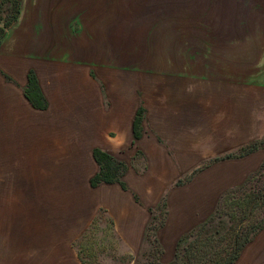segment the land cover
I'll return each mask as SVG.
<instances>
[{
  "label": "rangeland",
  "instance_id": "374dc122",
  "mask_svg": "<svg viewBox=\"0 0 264 264\" xmlns=\"http://www.w3.org/2000/svg\"><path fill=\"white\" fill-rule=\"evenodd\" d=\"M95 1L87 10L91 62L59 73L74 99L54 98L55 132L43 134L42 149L28 141L20 163L0 166V264H188L203 254L185 252L198 229L211 219L202 239L220 222L229 226L225 201L246 194L262 195L251 219L264 228L261 6ZM88 83L90 101L82 93ZM250 145L255 151L240 156ZM94 149L123 164L126 189L90 186L99 170ZM218 164L219 183L244 179L217 197L207 187L218 182L210 173ZM212 202V212L179 238L164 229L168 205L206 211Z\"/></svg>",
  "mask_w": 264,
  "mask_h": 264
},
{
  "label": "crops",
  "instance_id": "0c3cea01",
  "mask_svg": "<svg viewBox=\"0 0 264 264\" xmlns=\"http://www.w3.org/2000/svg\"><path fill=\"white\" fill-rule=\"evenodd\" d=\"M93 1L95 0H21L18 21L5 33L0 46V166L15 165L20 163L21 158L25 159L28 141L33 148H44L43 134H53L57 126L50 119L53 112L57 111L54 98L64 96L62 98L67 100L74 99L70 97V83H60L62 78L59 73L64 74L66 70L75 67L83 69L90 65L91 41L86 30L89 27L87 10ZM238 1L234 0L233 3ZM242 2L258 4L261 6L258 10L264 12V0ZM259 19L264 30L262 15ZM29 72L34 73L46 99L47 107L43 111L34 109L25 96ZM66 76L68 77V73ZM84 85L82 93L90 101V84L86 88ZM150 155L148 153L147 156ZM220 165L211 169L212 180L217 176ZM226 174L229 175L228 172ZM216 179L218 182H212L207 189L215 192L218 197L234 184L239 185L238 182H242L244 177H240L237 183L234 178H230L226 184L219 183L218 176ZM126 199L130 202V198L126 196ZM214 202L210 203L211 208L206 211L199 208L198 204L190 206L186 211L181 210V207L168 205L169 216L164 229L170 230L174 238H179L212 212ZM130 203L135 205L134 202ZM133 207L136 209V206ZM143 227L142 224L138 225L140 231ZM234 264H264V228L252 236Z\"/></svg>",
  "mask_w": 264,
  "mask_h": 264
},
{
  "label": "trees",
  "instance_id": "16d2710c",
  "mask_svg": "<svg viewBox=\"0 0 264 264\" xmlns=\"http://www.w3.org/2000/svg\"><path fill=\"white\" fill-rule=\"evenodd\" d=\"M21 0H1L0 1V46L5 33L13 28L20 14ZM25 96L30 105L36 110H45L47 103L44 95L42 94L37 79L33 72L28 74V83L25 90ZM143 108H139L136 112L134 122L132 124V134L134 140H138L141 137V120ZM255 147L252 145L240 149V156H244L248 153L255 151ZM92 157L99 166L98 172L90 179V186L97 187L99 185H111L115 183H121L120 166L123 164L114 158L113 156L99 150L94 149L92 151ZM232 157V155L228 156ZM126 189V187H124ZM225 200L230 198L229 194L225 196ZM262 195L256 197L251 194H246L245 197L232 201H225L228 204L229 226L225 227L223 222H220L210 234L205 235V238L200 239L199 235L202 234L205 226L211 225V219L206 222L196 234L194 241L190 242L185 249L188 251L197 253L203 251V254L199 257L193 254L192 258L187 259L188 264H234L238 259L243 247L250 241L252 236L256 234L262 228V220L259 222L251 219L253 210L258 206V201L262 203ZM264 200V199H263ZM264 203V201H263ZM220 205V209L223 207ZM236 207V209H234ZM235 210L240 214L238 215ZM213 221V220H212ZM223 232L221 233V231ZM181 241V240H180ZM178 246V245H177ZM176 246V247H177ZM192 259V262H191Z\"/></svg>",
  "mask_w": 264,
  "mask_h": 264
}]
</instances>
